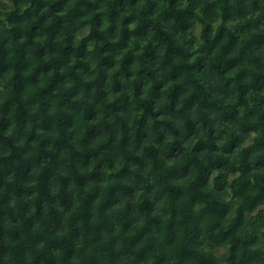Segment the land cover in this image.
Instances as JSON below:
<instances>
[{"label":"trees","instance_id":"1","mask_svg":"<svg viewBox=\"0 0 264 264\" xmlns=\"http://www.w3.org/2000/svg\"><path fill=\"white\" fill-rule=\"evenodd\" d=\"M160 2L143 0L137 13L140 0H9L11 7L0 0V153H10L6 159L0 155V229L19 221L30 234L41 224L44 232L37 238L46 246L32 264H72L73 258L77 264H173L164 250L173 245L175 264H220L214 254L194 252L205 240L213 253L231 245L225 264H264V31L230 24L243 16L241 0H188L183 9L178 0H163V11ZM201 3L200 40L193 35L180 44L176 36L194 31ZM126 10L132 14L121 16ZM217 10L222 22L213 35ZM158 12L159 19L172 22L171 33L152 21ZM105 21L109 27L100 31ZM131 23L137 25L134 31L128 29ZM150 32L155 33L151 39ZM232 72L236 75L229 77ZM85 75L95 78L85 82ZM69 81L72 87H64ZM109 87L115 98L106 104ZM81 91L84 99L77 102ZM232 95L237 104H226ZM131 111L137 115L129 128ZM101 114L103 120L94 123ZM161 115L172 120L161 122ZM109 117L124 129L121 167L111 173L107 189L85 192L104 178L108 158H102L101 148L106 146L91 145L105 132L113 143L112 126L104 123ZM149 119L156 121L151 130ZM13 121L19 132L4 136ZM161 128L175 140L163 145V152L149 145L136 155L149 131L163 143ZM253 132L257 135L245 146ZM21 138L24 149L16 147ZM193 138L189 151L184 145ZM94 160L96 166L87 171ZM148 160L153 172L144 176ZM169 160L175 161L171 167ZM214 172L219 175L213 177ZM33 180L36 185L30 187ZM122 200L127 203L117 209ZM162 201L161 216L154 217ZM196 204L204 205L198 213ZM33 206L36 212L29 216ZM162 216H168L167 222ZM138 217L145 224L134 229ZM154 232L163 237V246L156 245ZM81 242L90 249L87 254L77 247Z\"/></svg>","mask_w":264,"mask_h":264},{"label":"clouds","instance_id":"2","mask_svg":"<svg viewBox=\"0 0 264 264\" xmlns=\"http://www.w3.org/2000/svg\"><path fill=\"white\" fill-rule=\"evenodd\" d=\"M5 4H8L9 7H11V5L9 4V0H4ZM188 6V0H178V4L177 7L179 9H183L186 8ZM29 7L28 4L23 5V8H27ZM160 10L163 11L164 9L167 8V3H164L163 0H161L160 4H159ZM205 7L204 3H201L200 6L198 8H196V26L194 31L193 30H189V34L187 37L182 36V35H177L176 36V40L180 43V44H184L186 39H190L191 36H195L196 40L199 41L200 40V34L202 31V25L200 23V20L203 19L202 17V13L201 10ZM143 8V0H140V3H138L136 5V11L137 13H139V10ZM241 8L243 9V16L241 17H237L236 19L230 21V24L232 25H247L248 27H250L251 29L255 30V31H264V0H241ZM132 14L131 10H126L124 12L121 13V16H129ZM160 13L158 12L156 14V16L152 17V21L155 22H159L161 25H163V30L166 33H171L174 29H173V25L172 22L169 21L168 23H165L162 19H159ZM221 20L219 19V10H217V18L215 19V22L212 23V29H213V35H215V30L216 28L221 24ZM121 23H119L117 25V38H118V34L119 31L121 30ZM136 23H131L128 25V29L130 31H134L136 29ZM109 27V24L107 21H105L103 28L100 29V31H106ZM89 29H84L83 31V35H87ZM155 33L150 32L149 33V39L152 38V36ZM81 36L78 34L77 35V42L80 40ZM94 47V44H90L88 47V51L91 52L92 49ZM193 51H195V49H193ZM161 56H163V50L161 51ZM137 55H139V53H137ZM195 56L193 57V60H195ZM47 59V57H46ZM91 60V58H89ZM191 63V61H189ZM157 67H159V64L157 65ZM96 68V63L93 61L91 62V69L95 70ZM138 68V65H134V70ZM115 71V70H114ZM12 73H9V78L11 77ZM51 75V74H50ZM229 77H234L236 75L235 72L229 73L228 74ZM94 76H90V75H85L83 77L85 82H88L89 80L94 79ZM135 75H133L132 79L135 80ZM121 80L123 81V77H121ZM125 83H128L127 81H123ZM111 83V81H110ZM41 87H43V81H41L40 84ZM64 87L66 88H71L72 87V82L69 81L67 82ZM171 87V82H169L168 85H166L165 87V91H167V88ZM151 88V85L149 84L147 87H145L144 89V96L147 97L149 89ZM4 89L2 87H0V92H3ZM128 95H133L132 90L128 91ZM5 98H6V94H5ZM115 98V94L112 93L111 88H108V96H107V100L104 101V103L106 104H110L113 99ZM76 101H82L84 99V93L83 91H81L80 95H78L76 98ZM238 101L237 96L232 95L230 96L225 103L229 104V105H236ZM3 101L0 100V103H2ZM88 103H91V98H89V100L87 101ZM167 103L166 98L162 99L161 101H159L157 103L156 106V111H160L161 107L163 105H165ZM249 105H251V101L249 100ZM177 107H181V105H178ZM239 115L241 117H243L245 115V108L244 107H240L239 108ZM137 115V113L135 111H131L128 116L126 117L127 122H128V126L129 128L132 127V123H133V118ZM219 115V114H217ZM9 116H11V114H9ZM103 120V114H101L98 117L97 121L95 122H99ZM158 120L163 122L165 120H169L171 121L172 118L170 116H164L161 115L158 117ZM156 121L149 119L148 121V127L151 130L152 125L155 123ZM173 123H176V121H172ZM104 123L106 125H110L112 126V138H113V143L109 144L108 140H109V134L107 132H105V134L103 136H101L99 139H97V141L95 143H93L91 145V147L93 149L100 147V146H106V147H102L101 148V156L102 158L107 157L108 159H106L103 163V167H102V171L104 173V178L103 181L100 184H94V183H90L88 185V187L85 188V192L91 191L93 188H97V189H107L111 184H112V180H111V173L115 170H118L121 167V160L123 159V157L119 154V144L121 139L123 138V132L124 129L121 128L120 126L116 125L114 123V121L112 120L111 117H109V119L107 121H104ZM228 127H239L238 124L236 125H229ZM25 133L29 132V129H25L24 130ZM160 131L164 134V139H163V143H157V137L155 136V134H153L151 131H149V139L146 140L144 142V146L141 147L140 151H138L136 153V155H142L144 153V147H147L149 145L159 148L161 149V152L164 151L163 145L166 144H171L174 140H175V136L172 135L171 131L169 130H165L163 128L160 129ZM19 132V130L16 128L15 122L13 121V123L11 124L10 127H8L7 131L3 133L4 136L8 137V136H13L16 135ZM40 135H43V133H39ZM204 133H201V136H203ZM257 134L255 132H253L251 134V137L249 138L248 141H246L245 146H247L248 144H251L252 142V138H254ZM132 139L134 140V134L132 135ZM195 139L193 138L192 140H189L185 143L184 147L188 148L189 151L191 150V146L195 143ZM226 139V138H225ZM225 141H220L218 143H220L221 145L224 143ZM16 147L18 149H24L25 148V140L23 138H21L19 140V142L16 144ZM32 149H36L38 147L37 143H33L32 144ZM132 147H135L134 144H132ZM80 146L77 145V150H79ZM0 155L3 156V158H7L10 153L8 151H4L3 153H0ZM29 156L32 155V152L28 153ZM109 162H113L115 164V168L114 169H109L108 167V163ZM175 163V161L169 160L167 161V166L171 167L173 164ZM96 166V161L94 160L92 162V164L88 167L87 171H91L92 168H94ZM133 170H135V166L133 165ZM81 173H83L85 171V169H81L80 170ZM153 172V165L151 160L147 161V167L144 169V171L141 173L144 176H148L149 173ZM36 174V169H33V175ZM219 175L218 172H214L213 173V177ZM240 173L237 172L235 174V176H229V181H231L232 179H235L236 176H239ZM10 179V178H9ZM181 185H183L185 182L184 181H180L179 182ZM36 185V181L33 180L31 182V184L29 185L30 187H35ZM142 195V192L138 191L136 193V199L139 200L140 196ZM228 199H231V196L229 195ZM97 204H99V201L96 202ZM127 203V201L122 200L120 204L117 205V209L119 208H123L124 205ZM133 203H135V201H133ZM239 198L236 201V206H239ZM11 207L15 208L16 207V201L15 199H13L11 201ZM164 207V202L162 201L161 204L157 205V211L153 212V216L154 217H158L161 216V212L160 209ZM204 207L203 204H196L195 205V211L198 213L200 212V210ZM260 208H264V205H261ZM260 208H258L256 211L252 212L251 215L255 216L257 214V212L260 211ZM235 208H233V214L235 213ZM36 212L35 207H31V209L28 211V215L32 216L34 215ZM138 215V214H137ZM230 218V217H229ZM162 219L164 222H167L168 220V216H162ZM145 224V220L143 217H138V219L136 220L135 224L133 225L134 229H139L142 228ZM67 227L64 229L63 232L57 233L58 237H63L64 234L67 232ZM44 232V229L42 228L40 223H37L32 229H31V233H27L25 230H23V226L21 222H17L15 224H13L12 222H7L3 225L2 229H0V264H32V260H33V256L34 255H39L41 250L45 249V241L43 238H37V237H41L42 233ZM115 234H119V228L117 227L116 229V233ZM153 235L156 237V245L157 246H163V237L159 234L154 232ZM31 236V239H30ZM199 239H203L201 237H198L197 240ZM78 248H83L84 249V253L87 254L88 251L90 249L85 248V245L83 244V242H81L80 244L77 245ZM176 245H173L172 248H167L165 246L164 250L166 252V254L172 259L173 264H175V252H176ZM231 247V245L229 243H225L223 245V247H221L216 253H213L212 251V246H210V243L205 240L202 246L196 247L194 249L195 253H200V254H204V255H216V258L218 260H220V264H225V261L227 260V256L229 254V248ZM57 256L60 255L59 250L57 249L56 253ZM223 258V259H221ZM40 264H44V261L41 260ZM72 264H77L75 258H73V262Z\"/></svg>","mask_w":264,"mask_h":264}]
</instances>
